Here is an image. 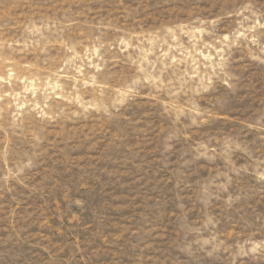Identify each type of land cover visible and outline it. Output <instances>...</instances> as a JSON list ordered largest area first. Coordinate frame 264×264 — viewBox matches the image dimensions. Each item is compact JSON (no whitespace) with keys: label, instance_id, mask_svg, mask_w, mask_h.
<instances>
[{"label":"rangeland","instance_id":"1","mask_svg":"<svg viewBox=\"0 0 264 264\" xmlns=\"http://www.w3.org/2000/svg\"><path fill=\"white\" fill-rule=\"evenodd\" d=\"M0 264H264V0H0Z\"/></svg>","mask_w":264,"mask_h":264}]
</instances>
